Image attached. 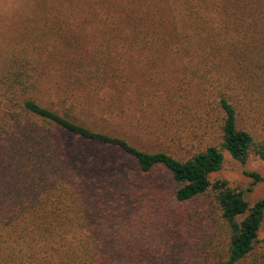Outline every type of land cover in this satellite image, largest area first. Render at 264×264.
I'll use <instances>...</instances> for the list:
<instances>
[{"label": "trees", "instance_id": "obj_1", "mask_svg": "<svg viewBox=\"0 0 264 264\" xmlns=\"http://www.w3.org/2000/svg\"><path fill=\"white\" fill-rule=\"evenodd\" d=\"M36 1L25 54L0 62V264H239L256 243L264 198L249 205L243 190L210 174L225 152L264 160V137L242 120L264 85V0H161L171 25L163 40L183 69L175 93L194 90L202 113L198 127L174 132L175 148L155 151L103 131L68 99L43 104L31 93L67 9L95 2L109 11L117 0ZM123 12V27L157 23L132 5ZM150 32L142 37L160 40ZM100 68L79 67L71 79L91 88ZM214 237L222 243L214 260L179 253L200 242L213 249Z\"/></svg>", "mask_w": 264, "mask_h": 264}, {"label": "rangeland", "instance_id": "obj_2", "mask_svg": "<svg viewBox=\"0 0 264 264\" xmlns=\"http://www.w3.org/2000/svg\"><path fill=\"white\" fill-rule=\"evenodd\" d=\"M41 5L36 0H0V62L9 59L13 52L25 54L18 52L25 43L21 34L27 26L35 25L29 16L39 13ZM128 5L144 10V18L155 15L157 23L123 27L122 18L126 15L122 8ZM112 8L106 11L101 4L89 2L67 9L63 34L42 57L31 93L43 104L68 99L85 119L141 149L175 148L178 141L174 132L198 127L202 108L194 90L175 93L184 86L183 69L172 45L163 40L171 31L168 14L162 15L161 0H117ZM151 30L158 33L160 40L142 37L146 32L151 34ZM99 64L100 78L91 88L71 79V73L79 67L94 70ZM255 90L259 91V107L244 106L242 120L263 138L264 85L252 91ZM181 100L188 104L181 105ZM259 109L263 115L256 120L253 113ZM249 172L261 180L255 181ZM215 178H225L231 186L243 190L249 205L264 198V160L254 152L244 163L225 152L221 169L210 174V179ZM66 238L70 239L69 234ZM213 239V249L201 248L200 242L197 248L181 246L179 253L189 254L190 260L195 255L214 260L222 243ZM83 247L89 248L88 243ZM80 253L88 260V251ZM239 264H264V216L253 250Z\"/></svg>", "mask_w": 264, "mask_h": 264}]
</instances>
